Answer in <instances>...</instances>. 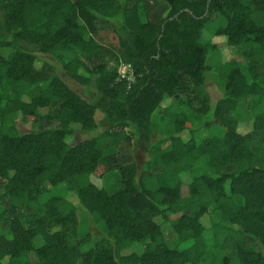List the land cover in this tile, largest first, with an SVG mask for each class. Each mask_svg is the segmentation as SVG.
I'll return each mask as SVG.
<instances>
[{
	"label": "trees",
	"instance_id": "1",
	"mask_svg": "<svg viewBox=\"0 0 264 264\" xmlns=\"http://www.w3.org/2000/svg\"><path fill=\"white\" fill-rule=\"evenodd\" d=\"M217 13L223 23L201 41ZM69 50L105 69L87 73ZM39 53L55 55L91 99L55 64L39 66ZM212 73L225 82L214 105ZM262 98L264 0H0V264H264L249 246L264 247V144L254 147L264 111L251 112ZM159 109L170 128L154 140ZM15 114L36 128L15 131ZM203 129L211 134L198 141ZM134 137L147 144L142 169ZM106 175L111 188L93 179ZM63 182L65 193L39 199ZM81 205L105 229L89 248L91 234L77 245L67 234Z\"/></svg>",
	"mask_w": 264,
	"mask_h": 264
},
{
	"label": "rangeland",
	"instance_id": "2",
	"mask_svg": "<svg viewBox=\"0 0 264 264\" xmlns=\"http://www.w3.org/2000/svg\"><path fill=\"white\" fill-rule=\"evenodd\" d=\"M222 23H223V18L218 13L215 14L213 21L211 23H209L207 25V27L203 30L201 41L205 42V41L209 40L211 35H212V31L215 28V25H220ZM216 40L219 42L220 46L222 47L223 60H228L230 57V51H229V48L225 45L224 39L216 38ZM67 55L78 58L81 61H83V63H85V66L87 67V70H86L87 73H91V74L93 73L95 75L97 70L101 71V70L105 69V63L100 61V59L85 57L81 52H79L77 50H69V51H67ZM46 61L53 63L57 66L59 74L64 79V81L66 83H68V85L72 89H74L75 91L80 93L83 97L91 99L92 94L90 93L89 89L86 86L81 85L78 82L74 81L73 79L69 78L67 76V74L65 73V71L63 70L59 59H57L55 57V55H53L52 53H50V54L39 53L38 65L41 66ZM259 64H261V63H259ZM124 65L125 64H122L119 67V72H121V70L124 69ZM130 74L131 73L129 72V76H130ZM129 76L127 74L128 78H129ZM224 83H225L224 80L220 79L217 76V74L212 73L209 75L206 87L210 93L211 102L213 105L218 99H220L223 96ZM184 104H185V99L184 98L179 99L178 101L175 102L174 109L180 110L184 107ZM46 110L47 109H44V108L39 109L40 113H44V112H46ZM258 111H264V98H262L261 101H259V102H255L254 107H252V109H251L252 113H255ZM154 118L163 126V129H160V132H158L154 135V140H157L163 136L162 132L169 129L170 126L167 125V123H166V118L164 116V111L162 109H159L155 113ZM14 120H15V125H14L15 131H18L20 133H25V132H28V131L36 128L33 120L24 121L20 114H15ZM127 130H129V129H127ZM239 130L242 133L249 131L250 130L249 122H245V123L241 124L239 126ZM98 131H99V129H96L94 131H84V130L78 131L77 134L73 137V139L71 141H72V143L77 142V141H82L84 139L92 137ZM210 134H211L210 130L203 129L202 132L197 135V140L200 141L203 137H206ZM261 139H262L261 142L259 141V142L254 143V147L257 148L261 144H264V129L261 131ZM133 146H134L135 157H136V160L138 162L139 168L142 169V167L144 165L145 150L147 148V144L137 140L134 137ZM197 172H199L198 169H197ZM108 176L109 175H106L105 178H103L104 180H102L100 178H93V179L99 185H101L102 181H103L104 185H106L108 188H111V186L114 185L113 179H111V177L109 178ZM3 185H4V181H0V190L3 188ZM69 187H70L69 183H65V182L60 183L55 188H53L50 192H47V193L40 195L39 199L41 201H45L49 197H51L52 195H62L63 193L66 192V190ZM73 200H75V199L73 198ZM20 208H21V210H23L22 206H20ZM211 208H213V206H211ZM77 212H78V216H79V222L77 225H75V226L71 225L68 228L67 234L69 236V241L72 245H77L78 242H80L81 238L85 237L86 234L89 233L92 235L91 239H93V240H91L90 242L86 243L83 246L84 248H89L90 246H92L94 244V240H96L97 237H100L102 234H104V232H105L104 224L102 222L97 221L95 218V215L91 214L83 205L78 206ZM212 214H213V217L215 219H218L216 213H212ZM23 221H24L25 225H28V226H29V224L32 223V219L29 217L23 218ZM204 222L207 226H211V221L209 220V215L205 217ZM162 228H163L165 239H166L168 245L172 248L175 247L177 245V242H178V237L173 230L172 224L170 222H167L163 225ZM205 236L209 242V245H212L213 244L212 232L211 231L205 232ZM35 241H36V244H38V245L42 244V240H41L40 236H38ZM249 246H251L253 249L262 251L264 254V247L261 245V243H259V242L258 243H250ZM143 247L144 246H142L141 244H137L133 248L125 249L123 251V253L128 254V253H131L132 251H139ZM227 249H228V247H227ZM33 258H36L35 254L33 255Z\"/></svg>",
	"mask_w": 264,
	"mask_h": 264
},
{
	"label": "built area",
	"instance_id": "3",
	"mask_svg": "<svg viewBox=\"0 0 264 264\" xmlns=\"http://www.w3.org/2000/svg\"><path fill=\"white\" fill-rule=\"evenodd\" d=\"M124 71H125V72H124ZM130 71H131V67H130V65L125 64V65H124V69L121 70L120 74L122 75V77L127 76V74H128V76H129V72H130Z\"/></svg>",
	"mask_w": 264,
	"mask_h": 264
}]
</instances>
